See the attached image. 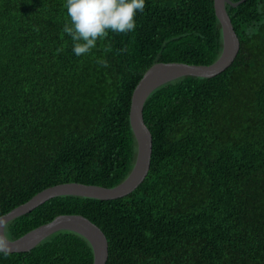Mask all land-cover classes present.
<instances>
[{"label":"trees","instance_id":"1","mask_svg":"<svg viewBox=\"0 0 264 264\" xmlns=\"http://www.w3.org/2000/svg\"><path fill=\"white\" fill-rule=\"evenodd\" d=\"M65 2L0 0V216L55 185L120 184L137 155L130 111L144 74L157 63L210 65L222 51L214 0H146L134 31L109 32L78 57ZM227 11L240 40L231 67L167 83L145 104L144 182L116 200L53 198L11 221L8 239L82 215L105 233L107 264H264V0ZM93 262L71 231L0 253V264Z\"/></svg>","mask_w":264,"mask_h":264},{"label":"water","instance_id":"2","mask_svg":"<svg viewBox=\"0 0 264 264\" xmlns=\"http://www.w3.org/2000/svg\"><path fill=\"white\" fill-rule=\"evenodd\" d=\"M247 0H214L216 16L222 28V51L219 58L210 65H189L185 63H157L153 65L137 84L131 101L130 124L137 143L134 166L128 176L117 186L106 188L82 183H65L49 187L18 206L9 213L8 224L26 215L47 201L75 196L109 201L124 198L134 192L146 179L153 153V137L144 120V107L150 95L159 87L183 77L213 78L225 72L234 63L240 51V40L234 30L227 5L236 8ZM60 231H71L83 236L94 253L93 264H107L109 243L105 233L82 215H61L41 225L16 240H10L11 253H25L37 247L51 235Z\"/></svg>","mask_w":264,"mask_h":264},{"label":"clouds","instance_id":"3","mask_svg":"<svg viewBox=\"0 0 264 264\" xmlns=\"http://www.w3.org/2000/svg\"><path fill=\"white\" fill-rule=\"evenodd\" d=\"M146 7V0H66L64 8L67 21L63 33L71 37L73 53L85 56L96 48L98 41L106 39L109 32L128 33L136 28V16ZM63 51V46L58 52ZM105 52L111 51L105 46ZM120 52L126 49H120ZM102 67H108L107 60L96 61ZM8 216H0V253L8 255L13 245L8 239Z\"/></svg>","mask_w":264,"mask_h":264}]
</instances>
